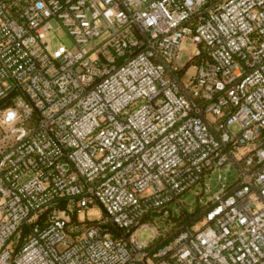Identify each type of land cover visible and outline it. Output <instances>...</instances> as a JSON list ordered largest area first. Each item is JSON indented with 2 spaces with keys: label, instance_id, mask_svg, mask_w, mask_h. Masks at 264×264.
<instances>
[{
  "label": "built area",
  "instance_id": "obj_1",
  "mask_svg": "<svg viewBox=\"0 0 264 264\" xmlns=\"http://www.w3.org/2000/svg\"><path fill=\"white\" fill-rule=\"evenodd\" d=\"M0 264H264V0H0Z\"/></svg>",
  "mask_w": 264,
  "mask_h": 264
},
{
  "label": "rangeland",
  "instance_id": "obj_2",
  "mask_svg": "<svg viewBox=\"0 0 264 264\" xmlns=\"http://www.w3.org/2000/svg\"><path fill=\"white\" fill-rule=\"evenodd\" d=\"M47 41H48L50 52L52 54H56L59 51V44H69L70 38L64 29L58 28L52 35L49 36ZM192 49H193V45L190 42H186L187 52L191 53ZM183 58H184V53H183ZM215 190H216V186H213L209 194H212ZM199 193H201V191H199ZM203 198H207V196H204ZM185 201L186 203L188 202V205L186 207L187 209H198L199 208L197 196H195L194 193L187 194ZM194 212L196 213L197 210H195ZM188 214L189 213H186V211H182L180 213L181 217H176L175 214L173 213L170 215H167L166 217V215L164 214L157 213V214L151 215L146 220L151 221V219L155 216L156 218L153 221L155 228L158 230L159 233H166L169 235L172 232H174L175 229H177L181 221L188 220ZM138 237L140 240L148 241L152 237V232L149 228H146V229L141 228L138 231Z\"/></svg>",
  "mask_w": 264,
  "mask_h": 264
}]
</instances>
